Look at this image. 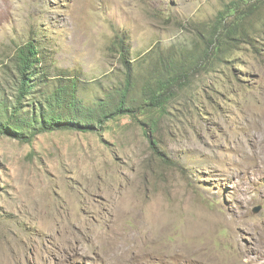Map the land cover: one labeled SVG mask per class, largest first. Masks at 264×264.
I'll use <instances>...</instances> for the list:
<instances>
[{
	"label": "rangeland",
	"instance_id": "374dc122",
	"mask_svg": "<svg viewBox=\"0 0 264 264\" xmlns=\"http://www.w3.org/2000/svg\"><path fill=\"white\" fill-rule=\"evenodd\" d=\"M236 2L244 12L257 3L0 0V101L10 109L29 41L43 61L41 95L74 79L91 109L128 72L138 97L167 56L190 68L155 135L140 110L30 144L0 135V264H264V0L246 18V42L198 65Z\"/></svg>",
	"mask_w": 264,
	"mask_h": 264
},
{
	"label": "trees",
	"instance_id": "16d2710c",
	"mask_svg": "<svg viewBox=\"0 0 264 264\" xmlns=\"http://www.w3.org/2000/svg\"><path fill=\"white\" fill-rule=\"evenodd\" d=\"M261 1L256 0L257 3ZM256 4H251L244 12L239 2H236L220 12L212 39L208 40L199 66L206 63L211 53L220 56L223 52L234 49L237 41L246 42L250 38L251 29L247 26L246 18L249 14H256ZM121 50L122 60L127 64L124 47ZM173 56H167L161 61V71L158 67L155 70L159 71L158 75L155 76L154 72L151 77L146 78L138 91V97L134 94H137L135 91L138 88L136 77L128 72L124 80L110 90L107 102H101L91 109L79 97V84L74 79L67 85H59L52 95H41V91L37 90L36 78L40 74L44 75L39 70L43 61L37 45L29 41L17 51L19 85L16 105L10 109L6 100L0 101V135L30 144L36 136L56 130L95 132L98 127H103L120 115L132 114L135 117V112L139 110L150 116V132L155 135L161 119L169 114L172 101L187 87L189 64L182 57ZM39 81L46 83L42 76ZM32 94H37V100L30 102V105L28 98ZM4 115L6 118L3 120L1 116ZM146 134L150 138L148 131Z\"/></svg>",
	"mask_w": 264,
	"mask_h": 264
},
{
	"label": "bare ground",
	"instance_id": "6f19581e",
	"mask_svg": "<svg viewBox=\"0 0 264 264\" xmlns=\"http://www.w3.org/2000/svg\"><path fill=\"white\" fill-rule=\"evenodd\" d=\"M245 218V217H244ZM234 223H236V222H234ZM235 227V226H234ZM259 235H264V227L260 230V232H259ZM264 238V237H263ZM124 254H125V252H124ZM126 259V258H125ZM123 260H124V258H123ZM122 261V260H121ZM237 263V262H236ZM126 264V263H125Z\"/></svg>",
	"mask_w": 264,
	"mask_h": 264
}]
</instances>
